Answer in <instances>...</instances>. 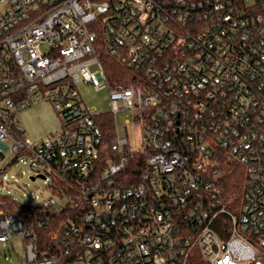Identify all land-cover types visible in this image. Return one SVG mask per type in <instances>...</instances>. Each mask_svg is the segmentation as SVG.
I'll use <instances>...</instances> for the list:
<instances>
[{"label":"built area","instance_id":"2783aa9c","mask_svg":"<svg viewBox=\"0 0 264 264\" xmlns=\"http://www.w3.org/2000/svg\"><path fill=\"white\" fill-rule=\"evenodd\" d=\"M87 82L108 89V145ZM42 101L61 126L30 141L16 115ZM6 156L59 184L28 227L0 210V245L19 238L26 264H264V0H0ZM231 162L245 179L229 204Z\"/></svg>","mask_w":264,"mask_h":264},{"label":"rangeland","instance_id":"374dc122","mask_svg":"<svg viewBox=\"0 0 264 264\" xmlns=\"http://www.w3.org/2000/svg\"><path fill=\"white\" fill-rule=\"evenodd\" d=\"M79 90L89 106H93L102 112L110 109L106 87L94 89L93 85L87 82L81 83ZM128 117V111L117 110L114 117L117 132L120 136L127 135L131 145L137 144L139 139L138 126L129 122L126 124V128L123 127L124 120ZM16 120L22 127L25 137L30 141H37L47 134L57 132L61 126L59 116L47 101L35 103L21 110L16 115ZM7 161H9V157L6 156L0 163V167L5 168V171L0 173V179H2L0 182L1 194L10 195L17 201L25 203L33 202L36 199L35 196L40 199L47 196L43 189L42 180L30 179L34 171L29 169L23 158L17 159L10 166L6 165ZM11 244L12 246L9 242H5L0 245V264H26L22 241L19 238H13Z\"/></svg>","mask_w":264,"mask_h":264},{"label":"trees","instance_id":"16d2710c","mask_svg":"<svg viewBox=\"0 0 264 264\" xmlns=\"http://www.w3.org/2000/svg\"><path fill=\"white\" fill-rule=\"evenodd\" d=\"M102 60L105 64L108 78L111 83L115 82L117 78L122 76L124 71V66L120 64L116 58L108 54H101ZM118 82V80H116ZM96 120L99 123L101 132L103 134V142L108 145L111 143L113 138V122L112 117L108 112H104L96 116ZM16 158L10 160L6 165L10 166V164L14 163ZM7 166V167H8ZM5 168L0 170V173H3ZM136 177V175H134ZM133 176V177H134ZM130 177V178H133ZM244 169L239 165L234 163H228L227 166V174L223 180V195L229 204L233 202L240 203L242 197V187L244 184ZM2 182V179H0ZM58 183L55 182L54 178L50 180V182L43 186V189L46 193H56L57 192ZM57 194V193H56ZM0 210L12 214L13 216L23 219L25 226H29L31 223H34L36 215L42 211V207L40 206L39 201L35 203V205H31L29 202H19L15 198L11 197L7 194L0 193ZM60 215L56 216L58 218ZM43 229V228H42ZM43 232V230L41 231ZM47 232V231H44ZM188 264H207L200 256L193 255L192 260Z\"/></svg>","mask_w":264,"mask_h":264},{"label":"water","instance_id":"95a60500","mask_svg":"<svg viewBox=\"0 0 264 264\" xmlns=\"http://www.w3.org/2000/svg\"><path fill=\"white\" fill-rule=\"evenodd\" d=\"M43 175L42 174H36V175H32V176H30V179L31 180H35V178H40V179H43Z\"/></svg>","mask_w":264,"mask_h":264}]
</instances>
